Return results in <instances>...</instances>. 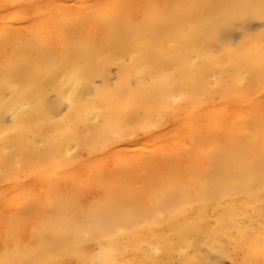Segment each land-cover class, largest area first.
I'll return each instance as SVG.
<instances>
[{
	"label": "bare ground",
	"instance_id": "obj_1",
	"mask_svg": "<svg viewBox=\"0 0 264 264\" xmlns=\"http://www.w3.org/2000/svg\"><path fill=\"white\" fill-rule=\"evenodd\" d=\"M0 264H264V0H0Z\"/></svg>",
	"mask_w": 264,
	"mask_h": 264
}]
</instances>
